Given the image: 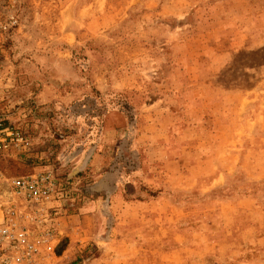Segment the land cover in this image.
<instances>
[{"label":"rangeland","instance_id":"obj_1","mask_svg":"<svg viewBox=\"0 0 264 264\" xmlns=\"http://www.w3.org/2000/svg\"><path fill=\"white\" fill-rule=\"evenodd\" d=\"M20 24L2 62L0 116L26 132L33 145L15 159H3L1 166L10 175L51 166L60 176L80 179L74 203L63 205L60 220L66 232L37 264H96L94 257L106 256L105 247L90 239L93 230L105 236V218L94 226L81 219L82 229L72 230L78 224L72 215L95 199L86 188L111 172L105 179L115 189L110 199L115 204L135 201L146 187L139 181L141 172L169 166L149 163L145 145L134 142L136 123L145 120L139 114L156 107L182 111L192 96L200 98L196 107L227 110L223 107L242 94L241 111L224 118L243 123L242 117H252L249 123L260 129L259 137L224 147L226 155L248 154L249 160L243 167L223 164L233 168L222 185L203 195L193 187L191 195L177 199L191 203L190 217L179 219L182 213L175 212L176 222L160 231L159 249L180 245L164 237L176 229L198 234L215 224L219 228L222 215L216 203L226 194L232 200L235 191L249 189L264 208V0H22ZM196 133L188 140H197L201 131ZM91 143H98L95 158L79 163L78 149ZM246 171L258 179L247 181ZM159 184L166 188L164 181ZM98 196L104 202L107 194L99 191ZM190 239L180 246L186 257L171 260L161 253L159 264L215 263L214 251L205 256L198 240ZM222 239L231 254V238ZM253 247L254 241L237 243L245 252L243 264L256 259L248 258ZM107 250L111 255L115 249ZM195 253L204 262H193Z\"/></svg>","mask_w":264,"mask_h":264},{"label":"crops","instance_id":"obj_2","mask_svg":"<svg viewBox=\"0 0 264 264\" xmlns=\"http://www.w3.org/2000/svg\"><path fill=\"white\" fill-rule=\"evenodd\" d=\"M237 96H241V99H235L228 104L229 106L223 107L227 110H212L204 104L196 107L200 98L189 96V106L182 111L169 107L161 109L156 107L147 115L139 114L145 117V120L141 123V118L139 125L138 122L136 123L137 128L140 127L136 130L134 142L145 145L146 149L143 151L147 153L146 158L149 163L154 165L165 162L169 166L164 171H158L157 165L148 167V171L143 170L139 181L146 187L138 191L139 196L135 201H121L117 204L110 199L115 189L111 190L108 182L105 181L112 173L105 171L101 176L99 182L102 179L103 181L95 186V190L107 194L105 201L103 202L99 196L95 197L78 214L72 215L78 223L77 226L72 227V230L77 232L82 229L81 219H87L93 223V226L102 217L107 222L106 226L109 229L106 230L105 236L97 234L95 230L91 235L90 239L93 243L104 246L106 253L103 258L101 257L103 255L94 257L93 263L97 264L102 260L106 264H159L161 253L163 258L167 254L169 258L168 256L166 258L171 260L186 257L188 253L185 247L180 246L192 242L190 239L192 237L195 242L198 240L200 247L204 248L205 256H208L209 251H214L213 256L216 259L213 264H243L244 262L240 260L245 252L238 250L237 243L254 241L256 247L251 249L248 258L256 259L254 262L248 259L246 263L264 264V208L257 203L255 195L249 189L242 192L235 191L234 195L230 196L232 200H227V194L218 200L216 204L219 207V215H222V221L219 228L218 224H215L216 230L199 231L197 234L196 231L176 229V232L172 234L168 232L164 237L180 245L169 250H161L158 245L163 237L160 233L161 229L166 225L169 228L171 223L176 222L175 212L182 213L179 219L185 220L190 217L186 214V210L192 205L187 204V200L178 201L182 195L184 197L191 195L193 187L197 188L199 195L208 193L222 185L233 168L232 164L227 166L223 164L231 162L243 167L244 162L249 160L246 158L248 154L229 152V155H226L224 148L230 142H255L259 137L256 132L260 129L255 124L249 123L251 120L254 123L255 119L252 117H242L243 123H235L236 121L233 120L229 122L224 118V115L233 118L235 113L237 116L241 111L243 95L239 93ZM224 102L225 96H223V104ZM176 112L184 113L185 117L180 118ZM174 117L176 120L179 119L174 121ZM199 117L204 120L199 122ZM137 121H140V118ZM199 130L201 133L197 140H188L193 136L190 133ZM240 130L243 131L242 135H239ZM97 147L98 143H91L86 149L81 147L75 158L79 163H91L96 156ZM244 178L247 181L258 179L255 174L247 171L244 173ZM221 179L223 182H220ZM160 181L165 182L166 188L163 190ZM176 193H178L177 198L174 197ZM240 213H243L245 218H242ZM162 214L167 216L166 220L162 218ZM58 230L59 236L66 232L63 220L59 219ZM223 236L231 238V254H228L227 248L223 246ZM110 246H114L115 249L111 255L109 250L106 251ZM194 256L193 262L202 263L205 260L203 255L195 253Z\"/></svg>","mask_w":264,"mask_h":264},{"label":"built area","instance_id":"obj_3","mask_svg":"<svg viewBox=\"0 0 264 264\" xmlns=\"http://www.w3.org/2000/svg\"><path fill=\"white\" fill-rule=\"evenodd\" d=\"M22 0H0V80L7 44L20 30ZM32 138L0 116V264H37L54 251L63 205H72L80 179L60 176L51 166L10 175L3 159H15L32 148Z\"/></svg>","mask_w":264,"mask_h":264},{"label":"trees","instance_id":"obj_4","mask_svg":"<svg viewBox=\"0 0 264 264\" xmlns=\"http://www.w3.org/2000/svg\"><path fill=\"white\" fill-rule=\"evenodd\" d=\"M79 189H80V185H79ZM87 191H89L90 193L92 192V196L94 197H97L98 196V192L95 190V186H90V187H87L86 188Z\"/></svg>","mask_w":264,"mask_h":264}]
</instances>
